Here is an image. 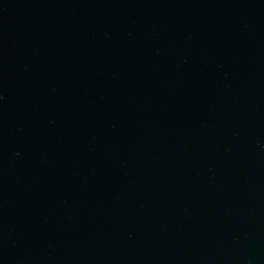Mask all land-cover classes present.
Listing matches in <instances>:
<instances>
[{"label":"water","instance_id":"obj_1","mask_svg":"<svg viewBox=\"0 0 264 264\" xmlns=\"http://www.w3.org/2000/svg\"><path fill=\"white\" fill-rule=\"evenodd\" d=\"M0 264H264V0H0Z\"/></svg>","mask_w":264,"mask_h":264}]
</instances>
